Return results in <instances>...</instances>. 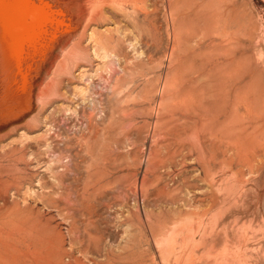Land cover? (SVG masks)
<instances>
[{
  "label": "rangeland",
  "instance_id": "obj_1",
  "mask_svg": "<svg viewBox=\"0 0 264 264\" xmlns=\"http://www.w3.org/2000/svg\"><path fill=\"white\" fill-rule=\"evenodd\" d=\"M185 3L183 26L177 0L117 19L118 59L91 50L16 137L45 163L12 176L0 264H264V0Z\"/></svg>",
  "mask_w": 264,
  "mask_h": 264
},
{
  "label": "bare ground",
  "instance_id": "obj_2",
  "mask_svg": "<svg viewBox=\"0 0 264 264\" xmlns=\"http://www.w3.org/2000/svg\"><path fill=\"white\" fill-rule=\"evenodd\" d=\"M147 2L148 0H0V216L17 215L25 211V204L23 205L25 198L21 196L23 190L13 187L11 180L17 171L21 175L18 177L20 182H26L28 152L31 151L34 157L35 163L30 162L31 165L35 164L36 168H40L45 163L42 152L44 136L43 139L41 137L40 140H36L35 146L25 143V140L19 142L16 137L24 131V135L21 136L23 139L27 133H32V130L40 126L43 109L52 98L60 96L59 86L64 73V76L66 73L72 74L80 67L93 68V63L89 60L91 50H94L99 59H107L111 57L110 55L117 58L116 54L109 55L108 52L110 43L115 40L118 43L126 40H123L126 38L124 35L126 28L122 26L123 22L117 19L126 18L131 11L136 15L142 13L147 15L149 13ZM185 4V0H177V5L182 7L180 12H183L177 16L179 25L182 26L186 20ZM174 9L175 6L173 11ZM221 16L224 17L223 14ZM111 22H114L115 27L102 33L91 29L92 26L100 28L103 24ZM135 36L134 34L133 37ZM76 37L80 38L78 42L73 43ZM88 40L90 43L86 44ZM131 46L130 44V47L126 48L130 49ZM126 48L124 47L122 51ZM138 49L134 48L133 51ZM136 55L139 56L137 52ZM83 75L86 74L83 72ZM87 99L85 96L83 101ZM56 122V118L48 122L45 134L50 139L57 135ZM12 192L16 195L13 202L11 199L8 200L9 193L12 195Z\"/></svg>",
  "mask_w": 264,
  "mask_h": 264
}]
</instances>
